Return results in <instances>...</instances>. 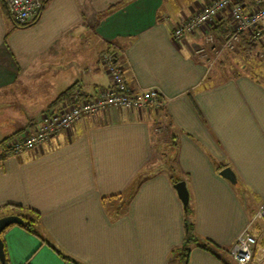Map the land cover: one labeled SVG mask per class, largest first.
<instances>
[{
	"label": "crops",
	"instance_id": "0c3cea01",
	"mask_svg": "<svg viewBox=\"0 0 264 264\" xmlns=\"http://www.w3.org/2000/svg\"><path fill=\"white\" fill-rule=\"evenodd\" d=\"M208 1L46 0L22 27L0 6V207L39 214L36 233L18 224L1 232L8 264H235L228 249L243 230L263 243L264 70L232 73L230 53L217 63L196 54L200 31L171 37ZM220 24L227 30V15ZM106 48L131 88L158 89L159 111L111 107L11 152L10 138L69 103L55 102L62 91L108 85L98 60ZM226 166L235 183L219 174ZM179 180L195 234L215 253L191 245L176 255L185 237Z\"/></svg>",
	"mask_w": 264,
	"mask_h": 264
},
{
	"label": "built area",
	"instance_id": "2783aa9c",
	"mask_svg": "<svg viewBox=\"0 0 264 264\" xmlns=\"http://www.w3.org/2000/svg\"><path fill=\"white\" fill-rule=\"evenodd\" d=\"M2 1L11 21L16 25H23L39 15L46 0ZM252 2V8L245 10L241 0H209L195 13L178 22L171 30V37L179 43L187 36L200 31L202 43L195 47L194 52L202 57L210 54L212 57H209L214 60L222 52L234 50L240 41V34L247 33L250 40L259 47V57L264 58V0ZM224 14L229 20L227 31L224 35L216 37L213 29L217 18ZM98 60L108 75V85L99 88L93 95H84L79 90H74L68 104L62 102L57 108L52 106L41 112L32 128L7 141L6 146L11 152L32 149L58 131L70 128L79 118L95 115L111 107L159 111L163 100L158 89L131 88L114 48L101 51ZM255 217L264 225V202ZM257 246L255 235L245 229L236 236L228 253L235 264H249L254 258ZM261 251H264V243Z\"/></svg>",
	"mask_w": 264,
	"mask_h": 264
},
{
	"label": "trees",
	"instance_id": "16d2710c",
	"mask_svg": "<svg viewBox=\"0 0 264 264\" xmlns=\"http://www.w3.org/2000/svg\"><path fill=\"white\" fill-rule=\"evenodd\" d=\"M0 6L2 7L3 12L10 19L7 8H6V6L2 0H0ZM33 21L28 22V23L23 24V25H16L14 23L13 24L15 26L22 27V26H27L28 24H31ZM226 31L227 30L225 27H221V24L216 25V27L213 29V33L216 37L224 35ZM255 47H256V44L250 40L249 35L247 33H242V34H240V41H239L238 45L236 46L234 53L248 54V53L254 51ZM72 88H73V86H70L69 88L62 91L55 98V102L66 100V99L68 102H70ZM174 181L175 180H173V182ZM190 213H191L190 207H189V205H187V207L185 209V237H184V242L179 248H177L175 250L176 255L181 257L182 259L186 258L188 253H189L191 245H196L200 248H203V249L210 251L211 253H215L214 250H217V247L215 245H213L208 240H203V239H200L196 236L195 231H194L195 230L194 225L189 220ZM7 214H14V215L20 216L22 218V222L18 225L22 226L23 228L27 229L28 231L36 233V226H37L38 221H39V214L37 212H35L34 210L27 208V207L20 206V205H16V204H5V205L0 207V216L1 215H7ZM0 235H1V233H0ZM52 248H54V247L52 246ZM54 250L59 255H61L63 258L69 259L68 257L64 256L62 253H60L57 249L54 248ZM3 251H4V248H3ZM4 256H5V261H4V263H0V264H8V261L6 259V255H5V251H4Z\"/></svg>",
	"mask_w": 264,
	"mask_h": 264
},
{
	"label": "rangeland",
	"instance_id": "374dc122",
	"mask_svg": "<svg viewBox=\"0 0 264 264\" xmlns=\"http://www.w3.org/2000/svg\"><path fill=\"white\" fill-rule=\"evenodd\" d=\"M234 50L224 51L221 54H219L216 57V63H217L219 58L223 57L225 55V53L228 52L231 54V55L230 54L229 55L234 58L232 61L230 60V64L228 63V65L230 67L229 68L230 70L228 69V71H230L232 73L237 72V71H248L249 73L255 74L257 71L256 68L258 66H262V69L264 70V58L259 57V55H258L259 47L258 46L255 47L254 51H252L248 54L237 55V54H234ZM209 56L212 57V55L209 54L206 56V57H208V60L211 59V57H209ZM261 73H262V75H260V77L264 80V71L261 70ZM260 228H261V234L264 235V227L260 226ZM263 243H264V239H263ZM263 243H261L260 245L257 246V249L255 250L254 258L249 264H264V251H261ZM257 244H258V241H257Z\"/></svg>",
	"mask_w": 264,
	"mask_h": 264
},
{
	"label": "water",
	"instance_id": "95a60500",
	"mask_svg": "<svg viewBox=\"0 0 264 264\" xmlns=\"http://www.w3.org/2000/svg\"><path fill=\"white\" fill-rule=\"evenodd\" d=\"M219 174L226 178L228 181L231 183H235V175L232 172V170L229 167H223L220 171ZM176 193L178 195V198L182 202V205L184 209H186L188 205V191L185 186V182L183 180L176 181L173 184ZM22 222V218L18 215L14 214H7L0 216V233L9 225L11 224H20ZM5 261V256H4V251H3V242L0 237V263H4Z\"/></svg>",
	"mask_w": 264,
	"mask_h": 264
}]
</instances>
